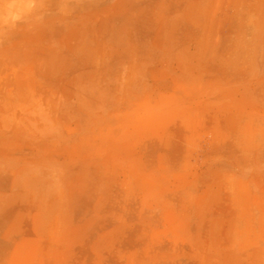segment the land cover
<instances>
[{"label": "crops", "instance_id": "crops-1", "mask_svg": "<svg viewBox=\"0 0 264 264\" xmlns=\"http://www.w3.org/2000/svg\"><path fill=\"white\" fill-rule=\"evenodd\" d=\"M0 264H264V0H0Z\"/></svg>", "mask_w": 264, "mask_h": 264}]
</instances>
